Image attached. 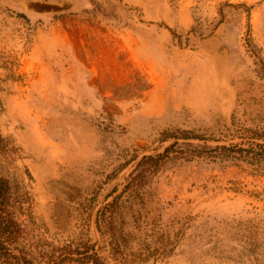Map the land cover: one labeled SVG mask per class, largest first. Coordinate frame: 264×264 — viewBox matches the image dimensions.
<instances>
[{
  "label": "rangeland",
  "instance_id": "obj_1",
  "mask_svg": "<svg viewBox=\"0 0 264 264\" xmlns=\"http://www.w3.org/2000/svg\"><path fill=\"white\" fill-rule=\"evenodd\" d=\"M0 178L25 264H264V0H0Z\"/></svg>",
  "mask_w": 264,
  "mask_h": 264
},
{
  "label": "trees",
  "instance_id": "obj_2",
  "mask_svg": "<svg viewBox=\"0 0 264 264\" xmlns=\"http://www.w3.org/2000/svg\"><path fill=\"white\" fill-rule=\"evenodd\" d=\"M189 138V137H186ZM190 145V144H189ZM217 149H229L226 146H217ZM226 151V150H225ZM222 157H237L232 152H220ZM10 184L6 179L0 178V264H25L27 251L21 243L25 227L11 212ZM68 255L55 257L49 264H65Z\"/></svg>",
  "mask_w": 264,
  "mask_h": 264
}]
</instances>
